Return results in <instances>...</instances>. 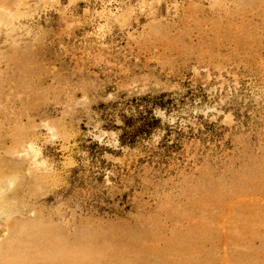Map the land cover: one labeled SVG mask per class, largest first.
Returning <instances> with one entry per match:
<instances>
[{
	"label": "rangeland",
	"instance_id": "obj_1",
	"mask_svg": "<svg viewBox=\"0 0 264 264\" xmlns=\"http://www.w3.org/2000/svg\"><path fill=\"white\" fill-rule=\"evenodd\" d=\"M0 264H264V0H0Z\"/></svg>",
	"mask_w": 264,
	"mask_h": 264
}]
</instances>
